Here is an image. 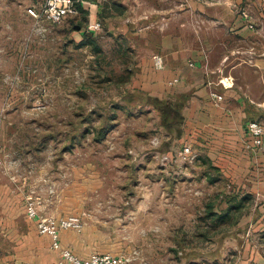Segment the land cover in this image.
Instances as JSON below:
<instances>
[{
    "label": "rangeland",
    "instance_id": "obj_1",
    "mask_svg": "<svg viewBox=\"0 0 264 264\" xmlns=\"http://www.w3.org/2000/svg\"><path fill=\"white\" fill-rule=\"evenodd\" d=\"M95 1L57 23L22 19L13 45L0 43V106L11 108L0 112V168L18 174L24 195H40L42 212L81 214L75 232L92 251L124 255L123 264H259L241 260L242 251L264 250V185L247 189L264 174L236 183L184 136L182 100L147 94L140 74L172 22L187 40L191 26L231 25L241 8L264 58V0L210 13L215 0H100L90 10ZM96 20L100 28L88 32ZM238 68L240 90L263 100L264 65ZM246 104L245 122L264 124V107ZM187 143L190 161L177 156ZM258 162L248 171H263Z\"/></svg>",
    "mask_w": 264,
    "mask_h": 264
},
{
    "label": "crops",
    "instance_id": "obj_2",
    "mask_svg": "<svg viewBox=\"0 0 264 264\" xmlns=\"http://www.w3.org/2000/svg\"><path fill=\"white\" fill-rule=\"evenodd\" d=\"M42 1L0 0V43L6 44L5 47H11L16 39L13 34L20 21L33 20L26 10L27 7L38 5ZM243 1L245 0L211 1V6H206L204 11L210 13V9L214 10L220 3L238 4ZM255 1L260 3L262 0ZM201 5L199 3L197 7L201 9ZM262 5L259 13L264 18V3ZM98 7L100 0L91 4L90 10H96ZM230 11V6L226 4L222 12L229 16ZM179 25L180 21L166 26L160 38V49L153 52L163 56L164 67L156 69L152 59H145L147 64L144 65L143 72H140L141 81L145 83L144 90L148 92L147 94L158 97L182 100L184 136L192 142L203 145L205 156L212 162L219 163L220 166L225 165V168L236 178V183H241L242 176L252 178L249 173L253 176L264 174V168H259L263 169L259 172L248 171L249 166L255 168L259 164L258 161L263 162L260 165L264 166V146L251 150L245 148L249 134L244 119V111L250 107L246 103L250 101L264 107V99L260 101L253 99L244 90H240L236 82L239 78L237 74L242 72L241 69L238 70L239 66L259 68L260 65H264L262 52H254L255 38L258 37L259 30L253 31L243 25L239 15L231 25H193L190 27L192 35L185 40L180 35L185 27ZM258 77L262 78V74L260 73ZM173 78H177V81L173 84L169 83ZM212 92L221 93L223 98L215 103L211 97ZM14 106L13 104L12 108ZM9 109H11L10 105L0 106L1 113ZM2 158L1 161L4 162ZM2 166L3 168H0V264H48L57 256V252L50 246V237L39 233L35 227V220L26 216L23 184L14 183L18 174L10 173L4 169V165ZM21 177L25 178L26 175ZM248 185L249 190H259L264 185V180L254 181L252 178ZM61 193L63 192L60 191ZM72 199L73 196L70 200ZM46 206L42 204L40 207L44 209ZM57 209L49 210L48 207V210L43 211L54 216L73 213L63 207L61 211ZM86 242L87 237L83 232L76 233L71 229L61 232L62 245L70 247L81 256H87L94 249ZM242 253V262L253 260L264 264V250H248Z\"/></svg>",
    "mask_w": 264,
    "mask_h": 264
},
{
    "label": "built area",
    "instance_id": "obj_3",
    "mask_svg": "<svg viewBox=\"0 0 264 264\" xmlns=\"http://www.w3.org/2000/svg\"><path fill=\"white\" fill-rule=\"evenodd\" d=\"M86 0H43L38 5L27 7V12L37 22H45L48 24L62 21L69 15L77 12V4H82ZM239 15L246 20V26L254 29V22L252 16L246 8H241ZM100 28L99 21H90L87 24V30L97 31ZM152 64L154 68L161 69L164 67V58L159 53L151 55ZM190 64H192L190 62ZM177 78H173L169 83L173 84ZM226 86V83L222 81ZM211 97L215 103L223 98V95L218 92H212ZM246 129L249 134V139L245 142L246 149H254L256 147L264 146V124L257 120H250L246 123ZM1 135V132H0ZM1 150V148H0ZM177 156L181 159L190 161L193 159L189 143L185 144L177 151ZM161 162L170 160V156L162 153L159 156ZM0 157V164H1ZM40 195H32L30 193L25 195V214L28 218L35 220V227L39 233L47 234L51 240V248L57 252V256L48 264H123L126 257L122 254H111L109 252L92 251L87 256H81L75 253L70 247L63 246L61 243V232L66 229L80 231L83 227V217L81 214H67L54 216L42 212L39 205Z\"/></svg>",
    "mask_w": 264,
    "mask_h": 264
},
{
    "label": "trees",
    "instance_id": "obj_4",
    "mask_svg": "<svg viewBox=\"0 0 264 264\" xmlns=\"http://www.w3.org/2000/svg\"><path fill=\"white\" fill-rule=\"evenodd\" d=\"M77 5H78L77 8H78L80 11L85 12V10H84L79 4H77ZM225 215H226V212H225L224 214H220L218 217H219V218H223Z\"/></svg>",
    "mask_w": 264,
    "mask_h": 264
}]
</instances>
